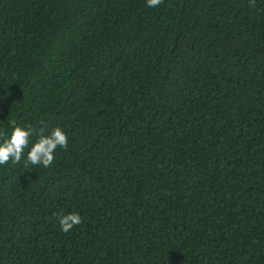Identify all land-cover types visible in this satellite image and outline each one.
<instances>
[{
	"label": "trees",
	"instance_id": "obj_1",
	"mask_svg": "<svg viewBox=\"0 0 264 264\" xmlns=\"http://www.w3.org/2000/svg\"><path fill=\"white\" fill-rule=\"evenodd\" d=\"M13 121L0 264H264V0H0V143Z\"/></svg>",
	"mask_w": 264,
	"mask_h": 264
},
{
	"label": "clouds",
	"instance_id": "obj_2",
	"mask_svg": "<svg viewBox=\"0 0 264 264\" xmlns=\"http://www.w3.org/2000/svg\"><path fill=\"white\" fill-rule=\"evenodd\" d=\"M163 2L164 0H147V6L159 7ZM250 4L254 7L255 0H250ZM13 126L10 138L3 139V142L0 143V165H7L9 162L14 165L19 164L24 156V150L30 144L31 137L36 133V130L31 125L27 127L15 126V122L13 121ZM44 133L45 128H41L38 133V139L31 146L27 154L26 165H42L44 168H48L53 164L55 152L58 148L67 150L69 143L68 135L60 126H56L48 135ZM3 136L4 133L0 131V137ZM57 215L61 230L65 233H68L73 227L83 222L78 212Z\"/></svg>",
	"mask_w": 264,
	"mask_h": 264
}]
</instances>
